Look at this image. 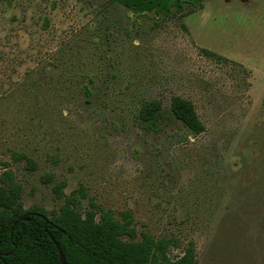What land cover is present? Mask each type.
I'll use <instances>...</instances> for the list:
<instances>
[{"label": "rangeland", "instance_id": "rangeland-1", "mask_svg": "<svg viewBox=\"0 0 264 264\" xmlns=\"http://www.w3.org/2000/svg\"><path fill=\"white\" fill-rule=\"evenodd\" d=\"M191 1L166 15L0 0V175L48 211L65 201L56 183L85 186L82 209L130 210L139 238L178 240L173 258L192 243L196 264H264V0ZM176 95L202 133L174 117ZM151 99L155 131L137 116Z\"/></svg>", "mask_w": 264, "mask_h": 264}, {"label": "trees", "instance_id": "trees-1", "mask_svg": "<svg viewBox=\"0 0 264 264\" xmlns=\"http://www.w3.org/2000/svg\"><path fill=\"white\" fill-rule=\"evenodd\" d=\"M116 1L138 14L156 11L169 15L174 8L180 11L184 7V0ZM200 1L191 3L197 5ZM204 52L207 56L223 58L208 49ZM171 110L191 133L205 130L191 100L176 95ZM137 116L145 130H158L163 116L162 102L159 99L144 102ZM28 163L33 169L38 167L32 158L28 157ZM44 177L53 181L52 174ZM66 185L61 180L53 188L56 198H65L58 209L26 208L22 184L16 181L13 171L0 175V264H62L55 241L60 244L67 264H196L192 243L182 255L173 258L170 250L178 246L175 237L156 239L144 231L139 238L130 210L124 211L120 218L113 209H106L93 199H90L91 208L82 209V199L88 197L86 187L81 186L67 196ZM22 217L27 219L21 220Z\"/></svg>", "mask_w": 264, "mask_h": 264}, {"label": "water", "instance_id": "water-1", "mask_svg": "<svg viewBox=\"0 0 264 264\" xmlns=\"http://www.w3.org/2000/svg\"><path fill=\"white\" fill-rule=\"evenodd\" d=\"M24 219H27L26 217H22L21 218V220H24ZM47 222H49V219L46 217V223ZM55 243H56V246H57V248H58V251H59V254H60V260H61V262H62V264H67V262H66V258H65V254H64V252H63V250H62V248H61V246H60V244L57 242V241H55Z\"/></svg>", "mask_w": 264, "mask_h": 264}]
</instances>
